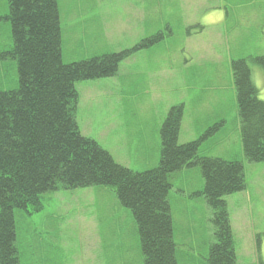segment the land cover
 <instances>
[{
    "label": "rangeland",
    "instance_id": "obj_1",
    "mask_svg": "<svg viewBox=\"0 0 264 264\" xmlns=\"http://www.w3.org/2000/svg\"><path fill=\"white\" fill-rule=\"evenodd\" d=\"M57 2L64 62L86 59L93 52H119L158 32L164 35L161 42L124 60L115 76L76 84L81 134L117 163L144 171L158 164L159 129L172 105L183 104L187 113L181 127L191 131L180 133L178 143L221 123L205 138L200 155L242 161L246 187L226 196L235 264L264 261V161L249 162L243 155L231 68L233 60L246 59L264 101V70L251 60L264 55V0ZM6 13L7 0H0V51L12 45ZM102 15L109 18L113 44L92 35ZM205 19L209 25H202ZM80 28L92 34L83 35ZM17 86L15 61L0 58V91ZM171 177L178 264H208L211 213L195 195L203 186L200 170L183 168ZM40 205L38 211L32 206L14 210L20 264H143L132 214L111 188L46 192Z\"/></svg>",
    "mask_w": 264,
    "mask_h": 264
},
{
    "label": "trees",
    "instance_id": "obj_2",
    "mask_svg": "<svg viewBox=\"0 0 264 264\" xmlns=\"http://www.w3.org/2000/svg\"><path fill=\"white\" fill-rule=\"evenodd\" d=\"M3 19L10 23L12 45L0 51V58L15 61L18 86L0 91V264H20L15 209L32 206L38 211L43 193L91 186L111 188L130 210L143 264H178L171 176L191 167H198L203 178L195 195L211 212L213 239L206 260L235 264L226 196L245 189L243 163L200 155L205 138L221 123L194 140L178 143L184 107L172 105L159 129L158 164L144 171L117 163L79 130L76 84L115 76L124 60L161 42L164 35L158 32L119 52L64 62L57 0H7ZM251 60L264 70V55ZM231 68L243 155L249 162H262L264 101L258 97L247 60H233Z\"/></svg>",
    "mask_w": 264,
    "mask_h": 264
},
{
    "label": "crops",
    "instance_id": "obj_3",
    "mask_svg": "<svg viewBox=\"0 0 264 264\" xmlns=\"http://www.w3.org/2000/svg\"><path fill=\"white\" fill-rule=\"evenodd\" d=\"M207 12H217V13H220V12H218V11H212L211 9H209V10H207ZM206 12V13H207ZM221 14V13H220ZM204 18V17H203ZM221 18L223 19V17H222V14H221ZM108 20H109V18L108 17H106V16H103L102 15V17H100V20H98L100 23L98 24V25H94V27H95V29L96 28H98V30H95V32H94V34H92L91 32V30H87V29H85V28H80V33H82L83 35H90V34H92L93 36H98V35H100L103 39H104V42L106 43V44H113V41H112V37H114V32H113V29H112V27L110 26V24H108ZM205 21V22H204ZM221 22H222V20H221ZM202 25H205V23H206V25H209L210 23L209 22H206V19L205 20H203L202 21ZM93 27V26H92ZM124 29V28H123ZM123 31V30H122ZM120 29H118V33L119 32H122ZM184 33V32H183ZM186 35H188V34H186ZM63 44H64V41L62 40V48H63ZM106 49H107V47H106ZM107 52H114V51H105L104 53H107ZM99 54H103V52L101 51V52H93V53H91L90 54V57L91 56H95V55H99ZM74 61H76V60H74ZM170 68H172V65H170L169 66ZM186 113L187 112H185L184 111V117H183V120H182V123L181 124H185L184 123V120H185V115H186ZM189 132H191L190 131V129H189V127L187 126V127H180V133H189ZM179 133V134H180ZM236 139L238 140V138L236 137ZM191 141V140H190ZM188 142V141H187ZM185 143V142H184ZM207 210L210 212V210L208 209V207H207ZM211 213V212H210ZM211 217V216H210ZM210 219V218H209ZM207 234H208V237H209V241L211 242L212 241V239H213V231H212V228H211V226L209 227V229H208V232H207ZM189 243L190 244H192L193 243V241L192 240H189Z\"/></svg>",
    "mask_w": 264,
    "mask_h": 264
}]
</instances>
